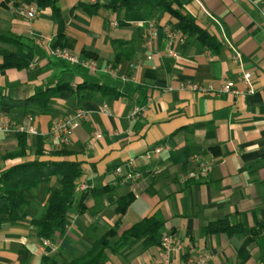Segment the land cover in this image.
<instances>
[{
    "label": "crops",
    "instance_id": "1",
    "mask_svg": "<svg viewBox=\"0 0 264 264\" xmlns=\"http://www.w3.org/2000/svg\"><path fill=\"white\" fill-rule=\"evenodd\" d=\"M49 1L53 8L37 0H0V36L17 43L0 48L29 63L0 72V96L23 101L67 87L45 110L0 105V121L27 124L31 118L38 132L26 135V156L0 160V171L53 159L63 149L71 153L67 160L80 163L81 175L66 227L49 239L55 251L41 247L31 225L43 214L53 179L38 187L24 219L0 224V264H44V258L62 263L85 253L117 222L111 244L152 216L163 221L160 236L176 237L177 264L200 253L209 256L206 264H264V230L255 236L239 230L264 222V0H167L217 41L214 49L178 31L177 20L157 0H139V10L116 13L106 7L109 0ZM31 7L36 15L29 19ZM150 25L157 36L149 53ZM55 49L82 64L50 55ZM244 72L251 74L252 94L245 93ZM225 83L241 94L220 92ZM136 107L141 113L131 117ZM76 110L86 119L63 145L54 128ZM18 136L0 134V157L17 150ZM156 146L163 147L161 154L145 159ZM129 163L138 178L125 180ZM200 164L210 171L203 174ZM117 167L121 176L114 174ZM81 185L84 191L77 190ZM128 194L131 203L117 214L116 201ZM223 220L233 231L205 233L207 225ZM159 254L158 244L146 248L131 240L118 254L107 251L105 264H156Z\"/></svg>",
    "mask_w": 264,
    "mask_h": 264
},
{
    "label": "trees",
    "instance_id": "2",
    "mask_svg": "<svg viewBox=\"0 0 264 264\" xmlns=\"http://www.w3.org/2000/svg\"><path fill=\"white\" fill-rule=\"evenodd\" d=\"M158 6L171 17L177 20L176 29L190 38H195L208 49L218 47L217 41L207 32L200 29L192 17L182 15L178 10L172 8V3L167 0H157ZM41 7L50 6L49 0H37ZM113 12L139 10V0H109L106 5ZM0 43L16 45L17 43L7 37L0 36ZM0 72L8 69L23 70L29 67V63L21 56L13 54L0 48ZM82 88V86H80ZM86 87V86H85ZM92 88L91 86H87ZM65 85L56 86L45 91H39L27 100L14 101L0 96V105L13 107L29 106L45 110L50 98L62 89ZM27 111V110H26ZM27 143L26 134H19L17 138V150L9 152L0 157L1 161L22 159L26 156ZM40 156V155H39ZM71 153L65 150L53 152V159L23 161L0 171V224L3 222H16L25 218V210L32 206L31 197L42 184H50L54 179L55 183L46 190L44 196V211L39 220H34L31 225L36 230L39 239H51L57 231H63L66 227L67 215L72 207L75 197L76 181L81 175L80 163L67 160ZM66 158V159H64ZM110 188L106 187L99 193H106ZM133 199L131 194L123 196L116 201L115 212L124 214ZM83 197L79 202V211H82ZM163 221L158 216L144 218L139 223L124 231L119 239L111 244L110 239L117 236L116 229L118 222L112 229H109L92 247L78 257L70 258L62 263L44 258V264H105L108 257L107 251L111 254H118L124 249L129 241H142L144 247L159 245L160 229ZM244 235L255 236L264 230V222L254 229L239 228ZM205 233H218L233 231L227 221H217L204 228ZM247 243L249 240L246 241ZM245 242V244H246Z\"/></svg>",
    "mask_w": 264,
    "mask_h": 264
},
{
    "label": "built area",
    "instance_id": "3",
    "mask_svg": "<svg viewBox=\"0 0 264 264\" xmlns=\"http://www.w3.org/2000/svg\"><path fill=\"white\" fill-rule=\"evenodd\" d=\"M26 17L32 19L36 15V10L34 7H31L25 13ZM152 25V24H151ZM150 25V31L145 37V45L149 49V53L153 48V42L156 39V31L152 29ZM165 34L168 38L174 37L173 32L170 29H165ZM50 55L55 56L59 59H62L71 64H82L79 59L64 49H55L50 51ZM151 56H147V59H150ZM239 54L234 53L233 59L239 62ZM89 66V64H87ZM92 67V66H89ZM251 74L249 72H244L242 74V81L245 86V93L252 94L254 92L251 86ZM233 85L231 83H225L222 90V93L232 92L234 94H241L239 91H235L232 89ZM190 90H199L200 88L196 85L187 86ZM141 113V108H134L131 117H137ZM86 119V113L82 110H76L71 114L65 115L58 124H56L54 128V132L59 135L60 143L67 144L69 142V136L73 134V132L81 125V123ZM31 118H28L27 124H19L11 121H0V134L8 135V134H26V135H37L38 132L33 125L30 124ZM98 137V134H95V138ZM163 150L162 146H156L149 151H146L144 154L145 159L149 160L151 157H158ZM198 168L203 174H207L211 167L210 165L200 164ZM122 167H117L114 170V174L117 176H121ZM125 180H133L139 177L138 173H135L133 164L129 163L127 166V171L123 173ZM86 189L85 186H79L77 190L84 191ZM40 244L42 248L49 247L51 248V252L55 251V247L51 244L49 239H40ZM159 261L156 264H177L175 254L179 249V244L176 237L172 234H163L159 240ZM44 253V251H43ZM209 261V256L206 254L200 253L195 258L189 260L186 264H206Z\"/></svg>",
    "mask_w": 264,
    "mask_h": 264
}]
</instances>
